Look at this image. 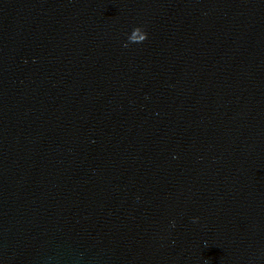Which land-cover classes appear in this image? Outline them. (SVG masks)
Instances as JSON below:
<instances>
[{
	"label": "water",
	"instance_id": "1",
	"mask_svg": "<svg viewBox=\"0 0 264 264\" xmlns=\"http://www.w3.org/2000/svg\"><path fill=\"white\" fill-rule=\"evenodd\" d=\"M0 264H264V0H0Z\"/></svg>",
	"mask_w": 264,
	"mask_h": 264
},
{
	"label": "clouds",
	"instance_id": "2",
	"mask_svg": "<svg viewBox=\"0 0 264 264\" xmlns=\"http://www.w3.org/2000/svg\"><path fill=\"white\" fill-rule=\"evenodd\" d=\"M134 28H136V30L137 31H139V32H141L142 34H143V40L144 39H146V37H147V33L146 32H144L143 30H142V28L141 27H139V26H136V27H134ZM143 40H141V41H143ZM140 42V41H139ZM125 47L127 46V43H125V45H124ZM195 219V218H194Z\"/></svg>",
	"mask_w": 264,
	"mask_h": 264
}]
</instances>
